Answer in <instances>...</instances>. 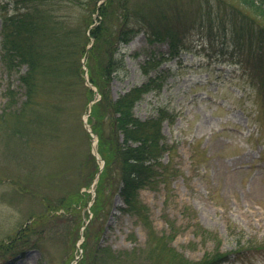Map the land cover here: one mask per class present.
Instances as JSON below:
<instances>
[{
  "label": "rangeland",
  "instance_id": "obj_1",
  "mask_svg": "<svg viewBox=\"0 0 264 264\" xmlns=\"http://www.w3.org/2000/svg\"><path fill=\"white\" fill-rule=\"evenodd\" d=\"M53 1L47 8L62 19L69 54L60 66L68 65L72 84L62 93L56 83L43 86V124L29 145L0 124V264H199L217 253L227 255L220 264H264V18L239 0ZM102 4L104 34L114 36L122 24L128 30V40L115 44L110 95L153 77L134 112L141 120L158 108L170 115L161 124L159 161L175 171L139 189L146 223L122 208L114 169L99 212L91 211L98 172L91 175L104 161L88 122L100 94L88 78L104 58L88 51L89 28L102 20ZM166 26L181 47L170 58L168 38L147 36ZM17 82L0 62V112L4 90Z\"/></svg>",
  "mask_w": 264,
  "mask_h": 264
},
{
  "label": "trees",
  "instance_id": "obj_2",
  "mask_svg": "<svg viewBox=\"0 0 264 264\" xmlns=\"http://www.w3.org/2000/svg\"><path fill=\"white\" fill-rule=\"evenodd\" d=\"M51 1L54 8L55 2ZM239 1L247 10L264 18V0ZM11 2H7L11 4L9 7L5 6L4 2H0V62L7 74H17L18 88L8 85L4 90L5 101L0 112V124L6 122V131L29 145L43 124L37 102L40 94H43V86L46 82L56 83L54 86L61 87L62 93L72 84L67 80L68 65L65 69L60 66L68 61L69 54L68 49L62 48L63 33H65L60 32L62 19L47 8L48 0H11ZM121 4L125 8V1H121ZM9 9L11 10L8 11ZM104 10V4L100 5L98 14L101 15L102 20L100 19L99 23L89 28L93 39L88 51L96 48L97 51H101V57L104 58L97 68V77L90 73L88 78L100 94L99 99L91 104L88 122H90L91 130L97 135V150L104 161L101 169L99 170L96 166L91 175L90 180L98 172L97 197L91 211L94 215L99 212L101 190L109 184L110 175L114 169L119 174L115 192H118L122 200V208L136 214L146 223L147 208L139 202V189L154 188L160 181L171 176L172 171H175L169 170L167 164L159 161L164 150L161 124L170 115L164 108H158L154 116L141 120L134 112L135 104L152 88L153 77H147L142 83L130 87L115 98L110 95L108 84L112 72L117 69L115 44L128 40V30L124 29L122 24L114 36L105 35ZM123 15H126V11ZM247 17L250 19L249 22H255L257 18L251 15ZM152 31L147 34L149 40L163 37L169 40V52L165 58L178 54L181 49L178 46L179 38L170 26H166L164 30L153 28ZM261 33H264V25H259V34ZM235 40H241L239 32ZM260 42L264 46V38ZM83 49L84 45H81L76 53L75 75H78L80 71L79 57ZM70 62L72 63V60L68 64ZM22 67L23 70H21ZM85 89L90 99L93 90L87 86ZM8 120L11 121L10 125L7 123ZM149 236L154 237V233L150 231ZM157 237V243L160 244L159 239L163 236ZM166 245L167 243L163 242L160 251L165 249L166 252ZM103 253L106 252L103 251L99 255ZM95 255L96 252L92 259H96ZM226 256L225 253H217L199 264H220ZM115 257L117 256L113 255V258ZM79 262H83V257ZM87 262L91 264L90 261L87 260Z\"/></svg>",
  "mask_w": 264,
  "mask_h": 264
},
{
  "label": "water",
  "instance_id": "obj_3",
  "mask_svg": "<svg viewBox=\"0 0 264 264\" xmlns=\"http://www.w3.org/2000/svg\"><path fill=\"white\" fill-rule=\"evenodd\" d=\"M89 130V129H88Z\"/></svg>",
  "mask_w": 264,
  "mask_h": 264
}]
</instances>
